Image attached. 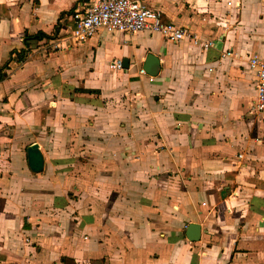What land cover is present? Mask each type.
<instances>
[{"label":"crops","instance_id":"obj_1","mask_svg":"<svg viewBox=\"0 0 264 264\" xmlns=\"http://www.w3.org/2000/svg\"><path fill=\"white\" fill-rule=\"evenodd\" d=\"M86 1L0 0V264H264V114L248 67L264 61V0H141L207 49L103 30L77 44L69 15Z\"/></svg>","mask_w":264,"mask_h":264},{"label":"built area","instance_id":"obj_2","mask_svg":"<svg viewBox=\"0 0 264 264\" xmlns=\"http://www.w3.org/2000/svg\"><path fill=\"white\" fill-rule=\"evenodd\" d=\"M69 19L74 25L70 36L77 44L86 43L97 32L103 30L109 34L149 32L160 35L168 42H187L193 47L199 46L203 49L212 45V42H203L186 28L173 23H163L160 13L149 8L141 0H87L73 10ZM229 55L231 52L225 54V56ZM248 67L256 76V100L253 112L262 115L264 114V61L257 55H252L248 59ZM109 68L121 70L122 62L113 61ZM139 74L153 81V77L148 76L142 68L139 69Z\"/></svg>","mask_w":264,"mask_h":264},{"label":"water","instance_id":"obj_3","mask_svg":"<svg viewBox=\"0 0 264 264\" xmlns=\"http://www.w3.org/2000/svg\"><path fill=\"white\" fill-rule=\"evenodd\" d=\"M124 68H127L129 61L122 60ZM143 71L151 77H155L159 70V59L156 56L148 54L142 65ZM28 166L33 173H40L43 170V156L39 151L38 145L33 144L27 148ZM186 237L190 242H196L200 239L199 225H189L186 231Z\"/></svg>","mask_w":264,"mask_h":264},{"label":"trees","instance_id":"obj_4","mask_svg":"<svg viewBox=\"0 0 264 264\" xmlns=\"http://www.w3.org/2000/svg\"><path fill=\"white\" fill-rule=\"evenodd\" d=\"M43 38H49V36L42 34V33H38V34L33 35V36L25 35L24 41H23L24 48L20 52H13L16 55V59L19 62H23L28 57V53L31 52V43L30 42L33 40H42ZM84 93L92 94L94 92L93 91H84ZM62 261L64 264H75V262L73 260H70L67 258H63Z\"/></svg>","mask_w":264,"mask_h":264}]
</instances>
